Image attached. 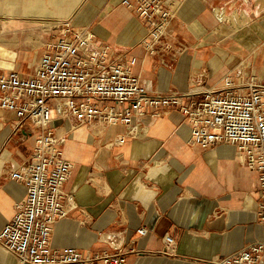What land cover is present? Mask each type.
I'll return each instance as SVG.
<instances>
[{
	"label": "crops",
	"instance_id": "obj_1",
	"mask_svg": "<svg viewBox=\"0 0 264 264\" xmlns=\"http://www.w3.org/2000/svg\"><path fill=\"white\" fill-rule=\"evenodd\" d=\"M122 1L0 0V29L37 33L43 48L32 60L0 35V69L29 75L25 63L39 61L46 44L69 27L89 29L113 61L135 59L134 72L150 92L199 91L225 77L264 83V0H165L176 7L166 34L173 49L155 56L141 45L142 20ZM15 119L0 109V233L27 194L11 175L39 134L30 123L15 129ZM52 127L72 164L64 191L77 206L54 226L55 250L110 251L106 236L115 234L126 264H211L264 243L258 171L242 162L234 145L194 146L178 109H148L130 124L55 120ZM142 228L145 236L137 233ZM166 236L176 242L173 253H165ZM0 264L20 263L0 245Z\"/></svg>",
	"mask_w": 264,
	"mask_h": 264
},
{
	"label": "built area",
	"instance_id": "obj_2",
	"mask_svg": "<svg viewBox=\"0 0 264 264\" xmlns=\"http://www.w3.org/2000/svg\"><path fill=\"white\" fill-rule=\"evenodd\" d=\"M122 6L142 20L146 35L141 45L147 55L173 49L166 34L176 15L174 5L165 0H123ZM135 64V59L126 64L111 60L109 47L100 46L89 29L67 27L46 44L31 74L0 72V109L15 114V129L27 123L39 129L32 154L11 175L27 194L0 233V245L20 264L127 263V251L115 234L106 236L110 251L91 254L52 247L54 226L77 208L74 197L64 191L72 164L63 157L62 140L52 127L55 120H74L78 126L130 124L134 115L143 116L148 109L155 114L178 109L194 146L234 145L242 162L258 171L257 219L264 225V83L253 77H225L209 89L155 93L142 85ZM137 233L145 236L147 230ZM165 244V253H173L174 238L166 236ZM211 264H264V243Z\"/></svg>",
	"mask_w": 264,
	"mask_h": 264
},
{
	"label": "rangeland",
	"instance_id": "obj_3",
	"mask_svg": "<svg viewBox=\"0 0 264 264\" xmlns=\"http://www.w3.org/2000/svg\"><path fill=\"white\" fill-rule=\"evenodd\" d=\"M32 23V22H29ZM0 35L4 43L8 44V46L13 47L15 50L23 49L25 50V53L31 54L32 60L36 56V54H39L43 51V48H41L42 42H40L39 35L29 33V31H25L23 29H14V30H3L2 28L0 29ZM39 42V43H38ZM20 43H26L30 44V46L27 47H20ZM36 63L38 62L37 60ZM35 63V64H36ZM35 64L30 65V63H25V70H28V74H31L33 67ZM31 66V67H30ZM7 70H2L0 69V72H5Z\"/></svg>",
	"mask_w": 264,
	"mask_h": 264
}]
</instances>
